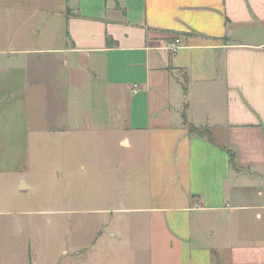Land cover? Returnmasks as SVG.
Listing matches in <instances>:
<instances>
[{"label": "crops", "instance_id": "crops-1", "mask_svg": "<svg viewBox=\"0 0 264 264\" xmlns=\"http://www.w3.org/2000/svg\"><path fill=\"white\" fill-rule=\"evenodd\" d=\"M36 13L65 43L33 47ZM41 120L115 133L139 204L98 211L139 216L149 264H264V0H0V186L32 190Z\"/></svg>", "mask_w": 264, "mask_h": 264}, {"label": "rangeland", "instance_id": "rangeland-1", "mask_svg": "<svg viewBox=\"0 0 264 264\" xmlns=\"http://www.w3.org/2000/svg\"><path fill=\"white\" fill-rule=\"evenodd\" d=\"M33 22L30 39L36 49L49 39L65 43L67 30L58 20L36 13ZM35 101L43 114L44 102ZM101 101H94L100 110L112 107L105 106L107 100L101 107ZM95 118L105 121L100 112ZM45 125L41 120L32 131L25 166L32 190L19 194L0 186V264H149L148 243L136 226L139 216L98 211L139 204L128 197L138 179L130 156L113 144L115 133L66 128L58 134L43 132Z\"/></svg>", "mask_w": 264, "mask_h": 264}, {"label": "trees", "instance_id": "trees-1", "mask_svg": "<svg viewBox=\"0 0 264 264\" xmlns=\"http://www.w3.org/2000/svg\"><path fill=\"white\" fill-rule=\"evenodd\" d=\"M190 132L210 138V132L208 130L201 131V130L195 128V127H190Z\"/></svg>", "mask_w": 264, "mask_h": 264}, {"label": "built area", "instance_id": "built-area-1", "mask_svg": "<svg viewBox=\"0 0 264 264\" xmlns=\"http://www.w3.org/2000/svg\"><path fill=\"white\" fill-rule=\"evenodd\" d=\"M179 49V41H177L176 45L172 47V50H178ZM133 92L136 94L139 92V86L135 85L133 88Z\"/></svg>", "mask_w": 264, "mask_h": 264}]
</instances>
